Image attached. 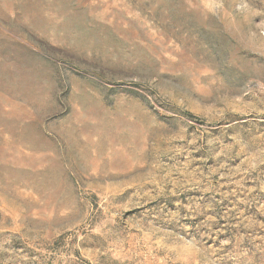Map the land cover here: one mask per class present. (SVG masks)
<instances>
[{
	"label": "rangeland",
	"instance_id": "obj_1",
	"mask_svg": "<svg viewBox=\"0 0 264 264\" xmlns=\"http://www.w3.org/2000/svg\"><path fill=\"white\" fill-rule=\"evenodd\" d=\"M0 264H264V0H0Z\"/></svg>",
	"mask_w": 264,
	"mask_h": 264
}]
</instances>
